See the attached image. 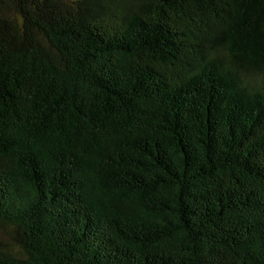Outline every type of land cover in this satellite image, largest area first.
<instances>
[{
	"label": "trees",
	"instance_id": "obj_1",
	"mask_svg": "<svg viewBox=\"0 0 264 264\" xmlns=\"http://www.w3.org/2000/svg\"><path fill=\"white\" fill-rule=\"evenodd\" d=\"M0 264H264V0H0Z\"/></svg>",
	"mask_w": 264,
	"mask_h": 264
},
{
	"label": "rangeland",
	"instance_id": "obj_2",
	"mask_svg": "<svg viewBox=\"0 0 264 264\" xmlns=\"http://www.w3.org/2000/svg\"><path fill=\"white\" fill-rule=\"evenodd\" d=\"M3 233V229L0 228V236H2Z\"/></svg>",
	"mask_w": 264,
	"mask_h": 264
}]
</instances>
